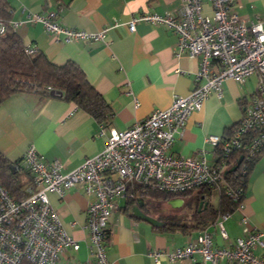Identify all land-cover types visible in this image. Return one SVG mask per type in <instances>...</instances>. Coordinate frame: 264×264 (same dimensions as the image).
Wrapping results in <instances>:
<instances>
[{
    "label": "crops",
    "instance_id": "1",
    "mask_svg": "<svg viewBox=\"0 0 264 264\" xmlns=\"http://www.w3.org/2000/svg\"><path fill=\"white\" fill-rule=\"evenodd\" d=\"M12 9L11 21L24 19L29 13L54 11L61 24L91 32L107 27L104 40L70 42L53 40L39 22L24 23L14 28L24 44L44 52L48 58L62 64L74 61L85 73L110 106V118L104 125L123 130L136 120L145 118L154 109L170 106L174 95H186L195 85L198 59L186 54L176 55V35L161 24L144 20L135 23V30L128 29L133 16L142 12L175 14L181 0H7ZM231 11L244 19L264 23V0H232ZM203 12L211 13L207 0ZM256 76L244 83L231 79L223 82V95H210L199 110L188 116L182 133L177 135L170 148L176 155L194 156L200 148H207L206 158L215 161V153L205 144L208 134L223 135L240 118L243 105L251 98ZM100 124L92 115L74 102L59 96H42L32 91H19L6 98L0 105V152L11 161L20 160L26 148L34 145L47 162L59 159L63 171L80 165L86 157L103 149L105 136L99 135ZM192 191L189 196L210 202L214 209L220 207V191L214 187L209 192ZM215 191V192H214ZM215 194L216 203L211 201ZM51 206L57 211L67 233L79 242L76 251L68 250L63 256L68 264L85 261L90 253L87 233L83 228L89 198L79 186L71 187L59 195L48 192ZM188 196V197H189ZM141 197V210L164 222L153 226L131 214L136 199L126 196L116 199L117 209L111 214L110 235L106 243L110 264H155L149 251L172 250L184 246L189 240L207 230L217 246L227 247L246 230L264 231V153L252 164L247 175L242 211L234 208L222 221L226 237L221 235L220 214L200 228L184 230L180 226L164 228L165 218L175 215L180 224L189 221L186 199L179 207L168 201ZM195 203V202H194ZM205 215V206L197 208ZM244 214L247 223H241ZM256 255L264 254L257 248ZM161 264H210L203 262L200 253L192 258ZM217 264H230L225 258Z\"/></svg>",
    "mask_w": 264,
    "mask_h": 264
},
{
    "label": "built area",
    "instance_id": "2",
    "mask_svg": "<svg viewBox=\"0 0 264 264\" xmlns=\"http://www.w3.org/2000/svg\"><path fill=\"white\" fill-rule=\"evenodd\" d=\"M207 1L210 14L203 12L204 0H181L175 14L142 12L128 23L130 31L135 30L138 20L165 26L177 37L174 53L198 59L195 85L188 94L174 95L169 107L154 109L123 130L101 125L98 134L105 136L103 149L69 171H63L59 159L45 161L34 145L26 148L19 163L14 164V168L29 172L25 196L15 199L0 185V264H68L63 256L68 250H78L79 242L64 229L47 193L61 196L74 186L81 187L89 198L83 228L90 255L78 264H110L106 250L110 216L117 209L116 199L134 197L127 191L130 184L174 194L205 186L223 188L237 200L235 208L242 211L243 187L234 188L226 183V159L234 150H244L246 156L264 153V23L246 24L231 11L232 0ZM55 16L51 10L29 13L24 19L10 21V25L16 28L39 22L53 40L63 42L105 38L107 27L96 32L71 28ZM4 31L5 24L0 20V34ZM24 51L30 54L36 48L26 45ZM252 76H256L254 92L230 132L208 134L204 138L216 155L214 162L206 158L205 147L194 156L171 152L174 139L182 133L192 111L201 109L212 94L221 98L224 81L244 83ZM248 159H241L238 164L242 174L247 173ZM230 214L231 211L220 214L223 237L226 232L222 221ZM247 221L242 214L240 222ZM257 248L264 250V231L246 230L229 246L221 247L204 230L182 247L152 249L149 255L155 264H161L163 258L169 261L192 258L195 253H200L203 262L210 264H217L221 258L230 264H264V254L254 253Z\"/></svg>",
    "mask_w": 264,
    "mask_h": 264
},
{
    "label": "trees",
    "instance_id": "3",
    "mask_svg": "<svg viewBox=\"0 0 264 264\" xmlns=\"http://www.w3.org/2000/svg\"><path fill=\"white\" fill-rule=\"evenodd\" d=\"M12 17V9L7 0H0V20L5 24L4 33L0 34V105L13 93L19 91H32L42 96L50 97L52 91H60V98L66 101L74 102L79 108L83 109L94 117L103 126L110 118V106L105 98L97 92L92 84L87 80L83 70L71 60L62 64L52 62L48 56L36 50L27 54L24 51V44L20 35L10 25ZM48 88H51L49 90ZM234 126V125H233ZM232 126V127H233ZM230 127L225 134L231 130ZM244 150H234L226 159L228 169L232 167L240 159L247 161L248 169L246 174L240 172V167L225 173V181L229 186L237 188L243 187V198L247 182V175L254 161L262 153L246 156ZM20 160L11 161L0 152V185L8 192V194L20 199L25 196V185L29 182V172L25 169H16L14 164ZM11 164L13 167H11ZM213 186H205L200 188V192H209ZM128 192H132L134 201L136 195H147L152 199H160L168 201L174 197L186 199L185 207L189 211L190 224H180V220L175 215H169L166 219L164 228H172L180 226L184 230L193 228H201L203 224L210 222L216 214L225 211H232L238 204L237 200L228 196L224 189L220 191V207L214 209L207 200L205 206V215L198 214V204L201 194L190 197L188 193H169L166 191L149 190L142 184H130L127 188ZM189 196V197H188ZM195 202V203H194ZM203 205V204H202ZM24 264H30L25 262Z\"/></svg>",
    "mask_w": 264,
    "mask_h": 264
},
{
    "label": "water",
    "instance_id": "4",
    "mask_svg": "<svg viewBox=\"0 0 264 264\" xmlns=\"http://www.w3.org/2000/svg\"><path fill=\"white\" fill-rule=\"evenodd\" d=\"M58 95H61L60 91H56V90L52 91V96H58ZM239 163H240V159L236 162V164H234L232 167H230L228 169V171L235 170ZM11 167H13L12 164H11ZM226 172H227V170H226ZM183 202H184V200L182 198H180V197H174V198L168 200V204L171 205L172 207H179L180 205L183 204ZM202 204L204 206H206L207 202L199 201L198 206H201ZM142 205H143V199L141 197H137L135 205H133L131 207V214L133 216L139 218V219H143V220L149 222L153 226H162V225H164V222L161 221L160 219H158V218H156V217H154V216H152L150 214H147L144 211H142L141 210Z\"/></svg>",
    "mask_w": 264,
    "mask_h": 264
},
{
    "label": "rangeland",
    "instance_id": "5",
    "mask_svg": "<svg viewBox=\"0 0 264 264\" xmlns=\"http://www.w3.org/2000/svg\"><path fill=\"white\" fill-rule=\"evenodd\" d=\"M215 192V191H214ZM211 201L213 202V203H216V197H215V194H213L212 196H211Z\"/></svg>",
    "mask_w": 264,
    "mask_h": 264
},
{
    "label": "flooded vegetation",
    "instance_id": "6",
    "mask_svg": "<svg viewBox=\"0 0 264 264\" xmlns=\"http://www.w3.org/2000/svg\"><path fill=\"white\" fill-rule=\"evenodd\" d=\"M166 222V220H164Z\"/></svg>",
    "mask_w": 264,
    "mask_h": 264
}]
</instances>
